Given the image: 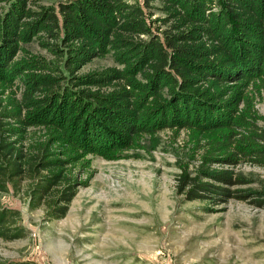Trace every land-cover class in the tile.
I'll use <instances>...</instances> for the list:
<instances>
[{
	"label": "trees",
	"instance_id": "trees-1",
	"mask_svg": "<svg viewBox=\"0 0 264 264\" xmlns=\"http://www.w3.org/2000/svg\"><path fill=\"white\" fill-rule=\"evenodd\" d=\"M0 4V192L27 181L30 207L63 218L91 156L122 159L169 130L198 163H180L178 194L264 208V188L240 172L264 168V0ZM19 217L0 199V239L24 236Z\"/></svg>",
	"mask_w": 264,
	"mask_h": 264
},
{
	"label": "rangeland",
	"instance_id": "rangeland-1",
	"mask_svg": "<svg viewBox=\"0 0 264 264\" xmlns=\"http://www.w3.org/2000/svg\"><path fill=\"white\" fill-rule=\"evenodd\" d=\"M35 1L58 6L68 0ZM154 10L153 19L162 15ZM28 46L45 52L36 43ZM113 64L110 55L95 58L82 71ZM257 100L264 114V90ZM185 139L184 131L174 139L164 130L146 149L122 159L91 156L90 185L60 219L46 220L44 207H30L27 181L0 192L5 207L19 210L24 229L18 239H0V263L264 264V208L237 199L213 205L178 194L180 163L191 160ZM240 172L253 179L250 187L264 188V168L243 164Z\"/></svg>",
	"mask_w": 264,
	"mask_h": 264
}]
</instances>
